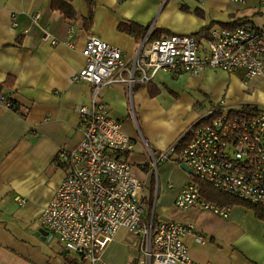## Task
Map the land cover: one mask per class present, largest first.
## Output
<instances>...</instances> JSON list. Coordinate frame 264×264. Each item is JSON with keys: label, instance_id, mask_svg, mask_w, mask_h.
I'll return each instance as SVG.
<instances>
[{"label": "crops", "instance_id": "obj_1", "mask_svg": "<svg viewBox=\"0 0 264 264\" xmlns=\"http://www.w3.org/2000/svg\"><path fill=\"white\" fill-rule=\"evenodd\" d=\"M50 1L0 0V93L11 102L0 104V264H90L54 235L36 233L34 222L66 172L56 160L58 149H71L82 137L76 106L90 102L91 86L72 76L84 64L81 48L87 35L130 56L152 30L160 31L158 38L178 33L202 41L212 27L255 25L253 17L263 13L256 0H71L75 16L69 19ZM122 23L146 30L135 36L122 30ZM242 75L241 69L206 67L197 74L159 70L130 91L123 83L100 91L111 117L134 141L125 156L154 215L191 222L203 235V242L192 234L184 237L198 262L264 264V214L242 200L228 204L225 217L197 207L177 208L175 196L190 172L170 159L153 170L148 151L166 148L189 129L208 105L200 93L224 99L230 108L264 107V80L243 84ZM138 243V235L119 228L103 246L101 258L106 264H135Z\"/></svg>", "mask_w": 264, "mask_h": 264}, {"label": "built area", "instance_id": "obj_2", "mask_svg": "<svg viewBox=\"0 0 264 264\" xmlns=\"http://www.w3.org/2000/svg\"><path fill=\"white\" fill-rule=\"evenodd\" d=\"M256 1L264 6V0ZM49 37L44 31L43 38ZM81 54L84 64L72 78L91 86L90 102L76 106L82 137L73 148L58 149L56 160L66 172L35 224L90 264H106L102 248L119 228L139 236L135 264H210L195 261L188 252L186 235L204 240L191 222L156 217L148 208L141 181L125 156L134 141L122 131L121 122L111 117L100 91L112 83H123L130 91L159 70L197 74L206 67L227 72L241 69L243 84L252 78L264 80V26L212 27L202 41L178 33L150 41L144 37L130 56L89 34ZM0 104L10 106L11 102L0 93ZM187 131L189 138L179 149L175 141L158 152L148 151L153 170L167 159L189 169L190 179L175 196L174 205L227 215L229 206L201 195L193 180L198 178L264 209V107L230 108L224 99L211 100Z\"/></svg>", "mask_w": 264, "mask_h": 264}, {"label": "trees", "instance_id": "obj_3", "mask_svg": "<svg viewBox=\"0 0 264 264\" xmlns=\"http://www.w3.org/2000/svg\"><path fill=\"white\" fill-rule=\"evenodd\" d=\"M71 0H51L50 1V7L52 9H57L65 18H73L75 16V11L70 4ZM120 28L130 34H134L135 36L142 35L144 31L146 30L144 26L132 24V23H122L120 25ZM207 28V27H205ZM159 30H152L149 36H147V40H152L155 38H158L159 36ZM147 86L152 89L151 84L147 83ZM157 89H154L153 92H151V95L156 93ZM15 108V106H14ZM189 136L188 131H186L178 140H176V148L179 149L183 144L186 142L187 137ZM194 182L198 185L201 195L209 201H214L217 205H228L233 202H238L241 200L234 198L224 192H221L217 190L216 188H213L209 183L202 179L193 178ZM245 204L251 205L255 208H258L261 211V214H264V209L256 204L246 203ZM148 208H151V200L147 203ZM261 216V215H260Z\"/></svg>", "mask_w": 264, "mask_h": 264}, {"label": "rangeland", "instance_id": "obj_4", "mask_svg": "<svg viewBox=\"0 0 264 264\" xmlns=\"http://www.w3.org/2000/svg\"><path fill=\"white\" fill-rule=\"evenodd\" d=\"M262 7L260 8V9H258L259 11H262L263 13H261V14H257V16L258 15H260V16H258V17H256V18H254L253 17V23L255 24V25H264V6L263 5H261ZM258 13H260V12H258ZM200 95L203 97V98H205V101L203 102V103H207V102H209V101H211L210 99H212V98H209L210 96H209V94H202V93H200ZM226 95V94H225ZM224 96V95H223ZM223 96H221V97H223ZM225 97V96H224ZM226 97H227V95H226ZM226 100H227V98H226ZM227 102V101H226Z\"/></svg>", "mask_w": 264, "mask_h": 264}, {"label": "water", "instance_id": "obj_5", "mask_svg": "<svg viewBox=\"0 0 264 264\" xmlns=\"http://www.w3.org/2000/svg\"><path fill=\"white\" fill-rule=\"evenodd\" d=\"M181 166H182L185 170H188V171H189L188 167H187L185 164L181 163ZM36 233L46 235L48 232H47L46 230L42 229V228H38L37 231H36Z\"/></svg>", "mask_w": 264, "mask_h": 264}]
</instances>
